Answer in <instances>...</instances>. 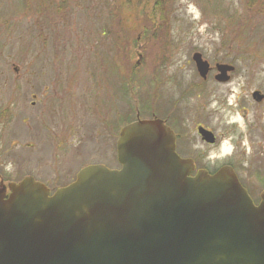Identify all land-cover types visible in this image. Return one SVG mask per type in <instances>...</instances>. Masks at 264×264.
I'll return each mask as SVG.
<instances>
[{"label":"rangeland","instance_id":"rangeland-1","mask_svg":"<svg viewBox=\"0 0 264 264\" xmlns=\"http://www.w3.org/2000/svg\"><path fill=\"white\" fill-rule=\"evenodd\" d=\"M194 51L211 65L232 63L231 81L211 77L185 93L198 78ZM254 90L264 94V0H0L4 183L27 171L28 159L59 169L62 184L87 164L118 169L119 129L154 113L177 133L181 155L211 170L230 164L257 202L264 102L256 104ZM197 124L218 141L191 152L179 136L200 146Z\"/></svg>","mask_w":264,"mask_h":264},{"label":"water","instance_id":"water-1","mask_svg":"<svg viewBox=\"0 0 264 264\" xmlns=\"http://www.w3.org/2000/svg\"><path fill=\"white\" fill-rule=\"evenodd\" d=\"M191 58L205 78L209 63ZM232 70L216 64V81ZM116 157L119 169L84 166L51 196L30 177L6 200L0 189V264H264V190L254 205L230 166L189 177L158 118L122 126Z\"/></svg>","mask_w":264,"mask_h":264},{"label":"flooded vegetation","instance_id":"flooded-vegetation-1","mask_svg":"<svg viewBox=\"0 0 264 264\" xmlns=\"http://www.w3.org/2000/svg\"><path fill=\"white\" fill-rule=\"evenodd\" d=\"M201 56H202V54H201ZM202 58H203V56H202ZM204 60H206L208 63H209V66H210V69L208 70V72H207V74H206V77L205 78H202V77H200L199 76V74H198V72H197V70H196V68H195V70H196V73H197V81H193V82H191V83H186V86L184 87V91H185V93H190V92H192V91H199V90H203L205 87H204V85L206 84V83H208V81H209V79L212 77L213 78V80L215 81V83L216 84H223V83H221V82H217L216 81V79H215V75H216V73H217V71H216V64H218V63H224V64H228V65H232L233 66V70L230 72V73H228L229 74V79L227 80V82H225V83H228V82H230L231 81V79H232V77H233V75L236 73V67L232 64V63H228V62H222V61H214V62H212V65L210 64V60L208 61L207 59H205V58H203ZM193 63V65H194V67H195V64H194V62H192ZM228 72V71H227ZM194 80V79H193ZM40 81H41V79H40ZM39 89L40 90H44V88H42L41 87V82H40V87H39ZM264 95V94H263ZM216 98V97H215ZM263 99H264V97L260 100V101H256L255 100V102H256V104H261V103H263L264 101H263ZM35 105V102H32V106H34ZM137 118H140L139 116H138V113L136 114V117H135V119H137ZM149 118H159V119H161L171 130H172V132L174 133V146H175V151H176V153L179 155V156H182V158H185V159H190L191 161H192V163H193V167L191 168V170H190V173H189V176H194L198 171H206L208 174H213L214 172H216L220 167H222V166H225V165H227V166H231L230 164H222L221 166H219V167H217L216 169H213V170H211V169H209L208 168V166L206 165V164H204L203 166H200V164H199V160H198V157H196V156H194L193 154H191V155H189V154H187V152L188 151H186V150H184L185 152H186V154H180L181 152H180V150H179V148H181V149H183V147L181 146V145H178V142H177V133L171 128V126L170 125H168V123H167V118H161V117H158L157 115H155L154 113H152L151 115H150V117ZM198 127H203V128H205V129H207V130H209L211 133H212V135H213V141L210 143V142H206L205 140H203L202 139V137L198 134V132H197V129H198ZM195 131L197 132V136L199 137V139L201 140V142L203 143H200V146H197V144H196V142H189V144H187L186 143V134L185 133H182V135H181V137L179 136V138L181 139V144L183 145V146H185V148L187 149V150H190L191 152H196V151H198L205 143H208V144H206V145H208V146H211V147H213V146H215V143H217V141H218V139L216 140V136L214 135V133L212 132V130L211 129H209V128H207L206 126H203L202 124H197L196 125V127H195ZM37 138H38V136H36ZM39 139V138H38ZM39 141H40V139H39ZM46 142L47 143V141L44 139V137H43V140H42V142ZM41 142V143H42ZM210 144V145H209ZM177 146L179 147L178 148V150H177ZM22 148L23 147H25V148H29V147H33V144L31 143V142H26V143H24L22 146H21ZM40 148V147H39ZM38 152H34L33 154H37ZM198 154V153H197ZM199 157H201V156H199ZM40 161H41V158H37V159H35V160H33V159H28V160H26V162H25V168L27 169V171H25L24 173H22L20 176H19V178L17 179V177H15V178H13L12 177V180H9L7 183H4V181L2 180V179H0V185H1V189L3 190V192H4V198L5 199H7L8 197H9V195H10V193H11V189H10V186L11 185H17V184H19L24 178H28V177H30V178H32L35 182H38V183H41V184H43L45 187H46V189L48 190V194L49 195H51V194H53L57 189H59L61 186H65V185H67V184H69L71 181H73L74 180V178H75V176H76V174H77V172H78V170L80 169H78L74 174H73V176L71 177V179L70 180H68L67 182H65L64 184H62L61 183V178H60V171H59V169H58V171H55V170H50V167H49V170L47 171V170H45L44 171V169H42V165L41 164H37V162H39L40 163ZM56 164V163H55ZM58 165H59V162H58ZM56 166H57V164H56ZM55 167V166H54ZM232 167V166H231ZM57 168V167H56ZM233 168V167H232ZM42 169V170H41ZM44 171V172H43ZM41 173H44V175H43V177L46 175V174H48V173H50L51 175L50 176H48L46 179H42L40 176H42L41 175ZM237 175V174H236ZM238 177V176H237ZM239 179V178H238ZM240 181V180H239ZM240 183H241V181H240ZM242 184V183H241ZM252 199V198H251ZM252 201H253V203L254 204H257L258 202H259V200L257 201V202H255L253 199H252Z\"/></svg>","mask_w":264,"mask_h":264},{"label":"trees","instance_id":"trees-1","mask_svg":"<svg viewBox=\"0 0 264 264\" xmlns=\"http://www.w3.org/2000/svg\"><path fill=\"white\" fill-rule=\"evenodd\" d=\"M103 32H104V30H103Z\"/></svg>","mask_w":264,"mask_h":264}]
</instances>
